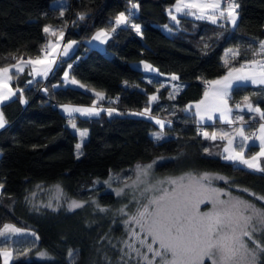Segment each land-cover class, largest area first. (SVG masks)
<instances>
[{"label":"trees","instance_id":"1","mask_svg":"<svg viewBox=\"0 0 264 264\" xmlns=\"http://www.w3.org/2000/svg\"><path fill=\"white\" fill-rule=\"evenodd\" d=\"M174 1L133 0L139 8L131 21L140 25L141 33L130 25L121 26L104 47H99L88 39L100 28L110 29V21L119 12H126L128 0H0V66L22 56L41 55L40 49L48 44L49 35L43 32L47 25L62 29L65 39L78 41L71 54L58 58L46 78L25 86L22 96L1 106L7 123L0 129V228L7 222L34 228V245L52 255H21L10 264H118L117 250L106 242V237L120 234L122 226L84 207H33L27 192L36 181H60L71 195H94L102 204H115L116 194L96 185L95 178L128 170L136 161L166 155L155 164L157 172H219L234 181L231 190L264 207V200L259 199L264 197V173L242 170L239 164L208 155L204 149L212 152L213 141L198 133L210 124L202 127L183 108L201 97L208 87L204 81L227 71L226 49H239L240 63L254 57L257 41L264 38V0H235L239 4L236 26L223 20L212 24L182 15L178 16L179 23H174L168 14ZM80 14L85 15L84 20L78 19ZM164 25H168L167 31ZM141 62L162 74L179 77L184 85L174 99L145 79L148 72ZM229 62L236 63L231 59ZM66 68L84 87L65 85ZM27 77V73L20 76L21 85ZM96 92L103 93L105 99H98ZM249 92L256 93L255 102L264 109V86L234 88L230 103ZM151 94L158 97V102L151 104V112L161 115L168 107L173 108L171 119L166 120L171 124L163 129L155 119L134 114L149 106ZM23 97L27 102H21ZM94 100L104 106L103 101L113 102L118 113L110 116L101 111L91 117L74 114L76 126L87 130L82 154L77 156L79 132L71 127L59 103ZM158 128L167 135L156 142L150 132ZM217 184L228 187L222 180ZM262 243L264 246V237ZM5 244V239H0V248ZM258 264H264V253L259 254Z\"/></svg>","mask_w":264,"mask_h":264},{"label":"snow or ice","instance_id":"2","mask_svg":"<svg viewBox=\"0 0 264 264\" xmlns=\"http://www.w3.org/2000/svg\"><path fill=\"white\" fill-rule=\"evenodd\" d=\"M129 7L125 11H121L115 16L113 21H110V29H100L91 38L94 41L105 43L108 37L117 31L121 26H131L135 31L140 34L141 27L139 24L131 22V17L135 15V10L139 8V3L128 0ZM239 4L235 0H228L225 6L222 7V0H175L172 8L168 10L169 16L177 24V14L188 17H194L196 20H208L212 24H219L221 20L230 22L236 26L239 12L237 11ZM63 11L60 16H63ZM79 20H84L85 15L80 14ZM167 27V26H165ZM43 32L48 35L56 36V43L53 44L49 40L48 44L40 49L41 55L35 59L28 58L25 60L23 57L18 59L16 63L0 67V106L5 102L14 101L18 95L22 96L23 89H13L9 86L14 77L19 78L20 74L29 69V75L32 76L28 80V84H32L36 77H47L53 71V65L57 62L56 55H67L69 50L76 45L77 41H69L63 46L62 52L59 49V44L63 40L64 32L59 31L51 26H45ZM259 51H254L253 56L264 55V40L258 41ZM207 47V45L205 46ZM226 57L231 58L236 63L229 62V59L224 60V66L227 71L218 79L211 81H204L210 87L211 92L206 90L204 98L196 104V111L194 117H198L197 124L203 125L208 121L219 119L224 121L230 128V131H221L208 133L204 131L198 133L203 135L205 139L226 141L221 152L212 153L208 149L204 151L208 155L221 157L224 161L232 165L239 164L242 170H251L256 173H264V166L261 164V158H264V109L251 102L248 96L243 97V107L240 103L235 104L237 114L233 118V108L228 106V100L231 99L232 90L251 85L264 86V59L261 60H248L245 58L243 63H240L238 57L240 56L239 49H228ZM51 57V59H49ZM15 59V57H13ZM144 70L146 72H156L152 65L145 62ZM239 64L237 67L236 64ZM43 66V67H38ZM71 68V65L68 66ZM68 72L64 73L65 82L68 80ZM176 75L171 76V80H178ZM152 83L150 79L148 81ZM71 84H79L75 79H71ZM127 83V82H126ZM164 85H161L163 87ZM55 87V85L53 86ZM84 87V85H80ZM47 92V89H44ZM159 91V89H157ZM180 91L179 86L174 87V92L169 94V99H174V93ZM96 97L100 100L105 99L104 94L100 92L95 93ZM213 98L214 105L211 107L206 106L201 110V105H205L209 96ZM21 102L23 99H21ZM152 102H158V97L153 95L149 97V106L142 111L134 113L137 116H148L149 119H155L150 115ZM97 101L92 102L91 107H77L72 105H62L63 111L67 114L68 122L72 128H76L74 122L75 115L91 117L100 115L101 111H107L108 115H112L116 109H102L96 106ZM192 105H188L185 111L191 112ZM247 112L250 115L249 120L244 119V115L239 114ZM214 113L218 116L214 117ZM156 124L161 129L165 128L171 121L155 119ZM259 122V127L255 131L246 132V128H251L255 123ZM7 121L3 111H0V129L5 128ZM239 124L238 127L235 125ZM81 137L87 135L86 131L80 133ZM156 142L165 140V135L162 132H155L152 134ZM259 147V151L255 155L246 157L245 150L251 147ZM77 156L82 153L79 152L80 144L76 145ZM239 149V151H237ZM163 157L153 161L156 164ZM153 164L141 166L137 165L136 173L137 180L141 176L147 177L151 173ZM185 179L190 181L189 184H184ZM224 181L226 185L231 188L234 181L219 175L218 173L203 172L198 176L192 173H186L181 177L168 178L166 181H159L158 183H168L174 185L171 192L163 190L162 194L148 200L142 208L138 209L135 215H129V218L124 221L125 225L136 224L139 225L140 231L144 233L141 238L140 233L132 229L129 236L134 241H139L140 248H136L134 243L130 244L124 241L125 246L129 252L124 255L131 257V253L135 252L136 256L140 258L143 264H258V254L264 253V246H261L253 239L254 233L257 231L255 225L259 223L264 225V209H257L255 205L241 200L238 197H233L231 191H224L212 187L215 181ZM105 183H108L105 181ZM137 181H133L135 185ZM133 185L125 184L124 188L133 187ZM154 185H150L145 191H151ZM3 185H0V189ZM57 190L61 192L60 186H56ZM124 188L117 190V195L124 192ZM242 191L247 192V189ZM203 193V195H201ZM221 194L227 199H221ZM135 199V197H134ZM264 200V197H260ZM210 202L213 205V210L207 213H198L195 210L201 204ZM85 202L71 201L68 205L69 210H75L84 206ZM95 203V201H93ZM51 207L52 205H47ZM128 205L119 209L121 215H128L126 209ZM97 209L100 212H107V208L100 207L97 204ZM150 218V222H149ZM22 230L15 228L12 225H4L0 229V238L5 241L11 238L13 234H21ZM35 235L34 233L32 234ZM149 237L151 243L148 242ZM253 247H249V243ZM154 245H156L154 247ZM146 251H141L145 249ZM121 252H124L121 249ZM149 253L151 257H149ZM28 256V252H17L0 248V257L3 258V264H9L10 261H15L20 256ZM41 258H47L46 252L37 253ZM72 253L69 252L71 258ZM123 260V256L121 257ZM139 264V261H138Z\"/></svg>","mask_w":264,"mask_h":264},{"label":"rangeland","instance_id":"3","mask_svg":"<svg viewBox=\"0 0 264 264\" xmlns=\"http://www.w3.org/2000/svg\"><path fill=\"white\" fill-rule=\"evenodd\" d=\"M174 3H175V1H174ZM173 4H171L170 8H172ZM225 5H226V3L222 2V7ZM125 14H126V12H125ZM178 16H179V14H177V19L179 20ZM169 18L171 19L170 16H169ZM171 21H173V20L171 19ZM173 22L176 23L175 21H173ZM165 26H167V27H165ZM163 27H164V30L167 31L168 25H164ZM192 27L195 30L196 27L194 28L193 25H192ZM56 35L58 36L59 32ZM49 40H51L53 44L56 43V37L53 38L51 36L48 38L47 42H49ZM73 40L77 41L74 38H68L65 42L64 37H63V40L59 44V49L61 47H63L65 44H67L69 41H73ZM96 43L105 44V43H101L100 41H96ZM77 44L74 45L69 50V54H71L75 50ZM228 49H232V48H228ZM228 49H226L224 52V58L225 59L226 58L229 59V57H226V55H225L226 51ZM235 49L236 48H234V50ZM49 59H51V58H49ZM230 59H229V61H230ZM65 72H68V74H69L68 68H66L64 73ZM64 73H63V79H64L65 85L70 84V85L80 86L83 84V82H81L78 78L71 76L70 74L68 75L69 82L66 83ZM71 79H75L76 81L79 82V84H71L70 83ZM146 79H147V81H149L151 79L152 84L156 87V89H162V88L165 89L166 95L168 97H169L170 93L174 92L175 86H179L181 88V86L183 85L182 82H177L176 80H171V76H160V74H159V72H157V70H156V72H150V74H147ZM161 85H164V86L161 87ZM176 93L177 92L174 93V96ZM103 102L106 104L105 106L107 109L114 108V109H116V111L114 113H118V109L114 106L115 104L113 102H109V103H107L105 101H103ZM97 103L102 104L101 102H98V101H97ZM159 111H160V109H159ZM159 114L160 113H158V112H150V115L152 117H155V119H160V120H165V121L167 119H171V116L173 115V108L168 107V109L164 110V114H161V115H159ZM159 116H161V117H159ZM75 120H76V118H75ZM81 132H83V130L80 129L79 135ZM86 132H87V130H86ZM155 132H162V133H164L165 136L167 135L166 131H163V130L158 128V129L152 130L150 132L151 136H153L152 134ZM86 136L87 135L81 137V135H80V138H79L78 142L76 143V145L77 144L81 145L79 152L82 149L83 141L85 140ZM226 143H227L226 141H223V143L220 147V152L222 151V149ZM77 151L78 150L76 148V152ZM237 151H239V149H237ZM160 157L167 158L166 155H157V156H154L153 158H151L150 160H147V161H136L135 163H133V165H131L128 168V170L121 171V172H112L107 177L95 178L96 185H101L102 189L112 190L116 194V196L118 197V202L115 204H102L99 202L97 196H94V195L89 196L87 198H80V197L71 195L69 192L66 191V189L63 187V185L60 181H54V182L36 181V182H34L27 192V199L29 200L30 204L33 207H48L47 205L51 204L52 206L50 208H54V209L64 208V209H68V210H69L68 205L73 200H75L77 202H85L84 206H83L84 208L89 209L93 212H99L102 215L110 218V220L113 223H115V224L117 223V224H120L122 226V232L120 234H118V235L109 234L108 237H106V242L109 243L112 247H114L117 250L118 264H138V261H139V264H143V262L140 261V258L136 256L135 252L131 253V257L124 255V253L129 252V249L125 246L124 241H128V243H130V244L134 243V246L136 248H140L139 241L138 240L134 241V239L129 236V232L132 229H135L136 232H139L141 238H143V236H144V233L140 231L139 225H136L133 223V224H129L126 226L124 221L129 218V215H135L138 209L142 208V206L144 204L148 203L149 199L161 195L162 191L165 189L168 190L169 192H171L172 188L175 187L174 185H170L168 183L160 184L158 182L159 181H166L168 178L181 177L186 173H192V174L198 176L200 173L209 172V173H218L219 175L224 176L223 174H220L219 172H215V171L195 170V169H188V170H183V171L175 172V173H173V172L159 173L155 170V164H153V161H157L158 158H160ZM149 164H153L150 175L147 177L141 176L139 178V181H138L137 180V173H136L137 165L145 166V165H149ZM105 181H107L108 183H105ZM133 181H137V183L135 185H133ZM126 183L129 185H133V187L124 188V185ZM189 183H190V181L188 179H185L184 184L187 185ZM57 185H59L60 189H62V194H61V192H59L57 190V188H56ZM150 185H154L155 187L152 188L151 191H145V189L149 188ZM212 187L217 188V189H223L224 191H231V195L233 197H238L241 200L247 201L248 203L255 205V207L257 209H264V207L258 205L254 201L240 195L236 191L231 190L229 187L221 186V185L217 184V181L213 182ZM120 188H124V192L121 195H117V190ZM201 195H203V193ZM134 197H135V199H134ZM220 198L221 199H227V197L223 196L222 194H221ZM93 201H95V203H93ZM97 204L100 207L107 208L108 211L107 212H100L97 209ZM125 205H128V208L126 209V212L128 213V215H121L118 210L123 208ZM212 210H213L212 203L206 201L204 204H201L199 206V208L195 211L198 213H207V212H210ZM149 222H150V218H149ZM6 224L12 225L15 228L21 229L22 233L11 235V238H9L5 241L6 246L4 249L11 250V251H13L14 254H16L17 252H21V253L22 252H28L27 257H36L37 256L36 258H41L37 255V253H40V252H46L48 254V256H47L48 258L52 256L51 253L47 249L36 248V246L34 245V244H36V243H34V238L36 237V231L34 230V228L29 227V226H21V225L15 224L14 222H7L4 225H6ZM4 225L0 229H3ZM255 227H256L257 231L254 233L253 239L255 241H257L261 246H263L262 238L264 237V225H260L259 223H257L255 225ZM33 233L35 234L34 236L32 235ZM0 239H3V238H0ZM148 242L151 243L150 237L148 239ZM155 246L156 245H154V247ZM249 247H253L251 242L249 243ZM121 249H123L124 252H121ZM141 251H146V248L141 249ZM259 254H258V257H259ZM122 256H123V260L121 259ZM149 257H151L150 253H149ZM205 264H208V262L205 261Z\"/></svg>","mask_w":264,"mask_h":264},{"label":"crops","instance_id":"4","mask_svg":"<svg viewBox=\"0 0 264 264\" xmlns=\"http://www.w3.org/2000/svg\"><path fill=\"white\" fill-rule=\"evenodd\" d=\"M131 22H132V21H131ZM132 23H133V22H132ZM134 24H135V23H134ZM47 26H51L53 29H56V30H57V33H58L59 31H63L62 29L58 28V26H54V25H47ZM100 29H102V28H100ZM100 29H98L97 31H99ZM104 29H106V28H104ZM106 30H109V29H106ZM97 31H96V32H97ZM63 32H64V31H63ZM96 32H95V33H96ZM57 33H56V34H57ZM95 33L93 34V36L95 35ZM51 36H52V35H49V37H51ZM93 36H92V37H93ZM52 37L55 38L56 36H52ZM92 37H91V38H92ZM91 38L88 39V42H89L91 45H97V46H99V47H104L105 44H98V43H96V41L92 40ZM64 40H65V42H66V40H67V39H65V33H64ZM261 40H264V38L261 39ZM258 41H260V40H258ZM258 41H257L256 49H255L256 52L259 51ZM62 49H63V47L60 48V51H61V52H62ZM68 55H69V53H68L67 55H60L59 53H57V55H56V60H57V62H58V58H59V57H66V56H68ZM22 57H23L25 60H27L28 58L35 59L37 56H22ZM20 58H21V57H20ZM20 58H18V59H20ZM49 58H51V57H49ZM18 59H16V60L13 61V62H10V63H8V64H5V65H3V66H0V67H6V66H9V65H12V64L16 63V61H17ZM252 59L261 60V59H264V55H257V56H255V57H253ZM252 59H251V60H252ZM57 62H56V63H57ZM56 63H55V64H56ZM55 64L52 66L53 68H54ZM236 66L238 67L239 65H236ZM38 67H43V66H38ZM153 69H154V68H153ZM157 72H158V71H157ZM225 72H226V71H225ZM225 72H224L223 74H221V75L215 77V78L210 79L209 81H211V80H215V79H218L220 76L224 75ZM25 73H27L28 77L25 78V80H24V85H21V84H20V81H19V78H20V76H22V75L25 74ZM49 74H50V73H49ZM49 74H48V75H49ZM148 74H150V72H148ZM159 74H160V76H172V75H173V74H162V73H160V72H159ZM20 76H19V78H16V77L13 78V80H12V81L10 82V84H9V86H10L11 88H13V89H16V88L23 89L25 86H27V85H31V84H28V83H27L28 80H31V79H32V76L29 75V69H28V68H26L25 71H24L23 73L20 74ZM43 78H45V77H36L35 81H34L32 84H34L37 80H39V79H43ZM145 79H146V76H145ZM146 80H147V79H146ZM176 81H177V82H181V81H179V80H176ZM182 84L184 85L183 82H182ZM183 85L181 86V88L183 87ZM253 86H261V85H253ZM206 90H208L209 92H211V89H210L209 86L205 88L204 92H205ZM204 92H203V94L201 95V97H199L198 99H195V100H193V101H190V102L186 103V104L183 106L184 110L186 109V107H187L188 105H192L193 107H192V111H191V113H194V112L196 111V107H195V106H196L197 102H199L201 99L204 98ZM255 95H256L255 92L244 93V94L241 95V97L239 98L238 102H236V103H234V104H231L230 101L228 100V106L233 108V118H234L235 115L237 114V111H236V109H235V104L240 103V104L242 105V107H243V97L248 96V97L250 98L251 102L254 104V106L257 105V103L255 102ZM151 96H152V94H151ZM23 99H24L25 102H27V100H28L26 97H23ZM62 105H72V106H77V107H91V106H92V102H91V103H77V102H72V101H64V102H60V103H59V107H60L61 109H62V107H61ZM213 105H214V101H213V98H212L211 95H210L209 98H208L207 101H206V104H205V105H201L200 107H201V110H203L206 106L211 107V106H213ZM96 106L99 107V108H102V109L105 108V106H104L103 103H102V104H98V103H97ZM258 106H259V105H258ZM259 107H260V106H259ZM260 108H261V107H260ZM262 109H263V108H262ZM62 110H63V109H62ZM0 111H2L1 106H0ZM187 112H188V111H187ZM77 114H78V113H77ZM239 114L244 115V119H245L246 121L250 119V115H251V114L247 113L246 111L243 112V113H239ZM218 115H219L218 113H214V117H215V116H218ZM195 118H196V120L198 119V117H195ZM74 122H75V121H74ZM205 124H210V126H209V127H204L203 130H202V132L207 131L208 133H212V132L215 131V132H217V133L219 134L221 131H230V130H231V128H230V127H229L224 121H221V120H219V119H215V118H214L213 121H208V122L204 123L203 126H205ZM201 126H202V125H201ZM203 126H202V127H203ZM238 126H239V124L235 125V127H238ZM258 127H259V122L255 123L251 128H246L245 131H246V132L255 131L256 128H258ZM74 129L77 130L78 132H79L80 129L83 130V131H86L84 128H79V127H77V126H76V128H74ZM212 141H213V140H212ZM222 143H223V141H221L219 138H218L217 140L213 141V145H212V147H213V151H212V153L220 152V147H221ZM258 151H259V147H258V146H255L254 148H252V149H250V150H249V149H246V150H245L246 157H250V156H252V155H255L256 152H258ZM261 164H262V166H264V158H261ZM0 185H1V184H0ZM10 262H11V261H10ZM9 264H10V263H9Z\"/></svg>","mask_w":264,"mask_h":264}]
</instances>
